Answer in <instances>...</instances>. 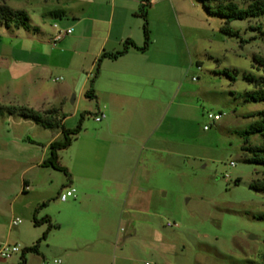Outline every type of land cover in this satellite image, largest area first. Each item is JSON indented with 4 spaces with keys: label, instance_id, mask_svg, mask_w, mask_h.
<instances>
[{
    "label": "rangeland",
    "instance_id": "374dc122",
    "mask_svg": "<svg viewBox=\"0 0 264 264\" xmlns=\"http://www.w3.org/2000/svg\"><path fill=\"white\" fill-rule=\"evenodd\" d=\"M15 1L20 5L22 0H0V4L15 7ZM81 1L77 18L41 16L40 9L32 4L31 10H26L28 28L0 24V106L38 111L46 103L63 116L66 128H74L81 114L82 129L95 124L94 97L81 95L71 103V92L62 104H56L67 85L77 87L82 73L93 72V57L70 50V42L82 32L83 22L77 21L86 7ZM134 1L139 2L136 9L126 10L119 18L121 23L127 21L135 37H140L141 0ZM121 4V0H107L100 14L103 21L96 24L97 31L106 37L114 14L110 39L119 49V38L112 37L121 35L122 28L117 24ZM150 5L146 8L150 30L163 19L185 37L179 38L182 51L178 54L183 67L178 74L182 87L176 101L181 105L172 104L168 118L156 125L155 132L162 133L163 139L157 135L152 139V144L162 141V149H151L154 147L150 145L136 156L134 188L127 200L121 198L111 210L93 197L83 202L84 209L91 213L98 209L100 214L113 215L105 225L88 221L83 240L74 242L64 227L58 228L57 221L71 212V203L78 200L76 188L75 198L60 201L56 190L67 183L66 176L61 171L33 168L43 149L30 145L29 140L45 141L51 133L31 119L0 111V241L16 243L23 249L25 244L39 240L48 227L47 222L33 225L26 216L28 201L20 204L16 197L25 174L46 197L44 206L41 200L34 208L36 218L49 216L56 226L39 242L38 247L47 252L45 264H60L55 263L62 256L54 246L67 238L73 249L86 245L102 248L101 264H264V220L258 217L264 213V194L249 186L251 180L262 176L264 166L243 159L240 135L253 120L249 114L264 106L263 102L244 100V92L252 85L241 74H261L252 68V55L264 53V39L251 28L262 20L232 21L230 26L238 33L227 35L220 31L222 19L207 14L200 0H150ZM39 19L45 24L44 30L36 27ZM56 29L71 31L53 43ZM242 39L247 41L243 45ZM223 69L238 71L234 82L222 73ZM209 113L221 117L212 121ZM259 141L258 135L249 137L251 144ZM72 150H59L61 163L69 160ZM13 217L21 219L18 226L11 227ZM168 222L174 225L167 226Z\"/></svg>",
    "mask_w": 264,
    "mask_h": 264
},
{
    "label": "crops",
    "instance_id": "0c3cea01",
    "mask_svg": "<svg viewBox=\"0 0 264 264\" xmlns=\"http://www.w3.org/2000/svg\"><path fill=\"white\" fill-rule=\"evenodd\" d=\"M68 1L22 0L20 5L15 1L12 2L15 7L10 4L9 7L26 11L30 8L29 6L34 4L38 7L37 9H40L41 16L61 10L64 12L63 16L69 15L72 18H77L80 0L71 3ZM106 1H81L86 7L82 18L77 21L80 24L83 22L81 24L82 32L70 42L72 43L70 49L72 53L81 54L82 57L89 55L94 58L93 71L96 60L103 52L120 50V47L111 44L110 39L114 14H112L110 31L106 37L102 31H97L96 28V24L103 21L100 14L103 15L105 11ZM121 1L122 4L117 14V22L120 21L117 24H120L122 28L121 35L112 38H119L121 48L123 38H133L132 40L137 45H141L143 42L142 33L140 37L137 35L135 37L131 29L127 27V21L121 23L119 18L121 14L125 15L126 10H135L139 2ZM129 3H133V5ZM36 27L44 30L45 24L39 19ZM153 27L154 29L151 27L153 29L151 31L153 32V34L151 33L152 43L146 51L130 48L117 59L104 58L100 61L99 72L92 86L97 113H103L104 118L98 122L94 120L95 124L92 126L83 127L69 146L73 147L69 160L61 163L68 169L70 176L66 177L67 183L60 185L56 191L60 193L63 188L73 186L77 190L78 200L71 203L69 208L72 209L71 212L65 213L63 218L57 221V224L58 228L64 227L66 232L73 236L74 242L83 240L82 235L88 231V221L96 226L99 222L105 225L113 215V212L100 214L98 209L92 210L93 213H91L88 209H84L83 202L93 197L103 208L111 210L121 198L127 200L134 188L136 156H140L147 146L150 149V145L154 147L151 149H162V141L152 144L155 135L161 140L163 139L162 133L156 134V125L158 127L164 119L168 118L172 104L181 105L179 101H176V96L182 87V80L178 78V74L183 67L178 63V54L182 51L179 38L185 37L178 35L175 26L171 25L168 20L159 19ZM189 64H192L191 60H189ZM197 68L200 67L197 66ZM92 73V71L82 73L81 78L77 81V84L79 83L77 87L76 85L75 87L67 85L58 94L56 104H62L71 92H74L71 100L74 99L71 103L77 101L79 96H85ZM169 89L170 92H168ZM49 108H53V106L43 103L38 111L42 112ZM46 130L51 134L45 141H41V139H39L40 141L29 140L30 145L41 146L43 149L40 161L33 164V168H44L47 171L55 172L52 168L42 167L40 163L48 156L49 144L61 140L62 133L59 128ZM37 189L35 181L24 174L20 191L16 197H19L20 204L28 201L26 210L29 212H26V216L29 219H32V212L36 204H39L41 200L43 203L46 198L44 193L37 192ZM26 216L24 215V217ZM68 241L69 238L54 246L55 252L63 257V259L62 257L57 258L60 260V264H101L103 262L102 248L87 245L80 247V241H78L79 247L73 249L72 246H69ZM32 244L33 242L25 244V247ZM38 250V253L30 252L25 255V264H45L47 252L41 248ZM20 255H13L9 260L0 258V261L4 260L1 261L3 264H17L20 262Z\"/></svg>",
    "mask_w": 264,
    "mask_h": 264
},
{
    "label": "trees",
    "instance_id": "16d2710c",
    "mask_svg": "<svg viewBox=\"0 0 264 264\" xmlns=\"http://www.w3.org/2000/svg\"><path fill=\"white\" fill-rule=\"evenodd\" d=\"M203 8L207 14L218 15L222 19L220 31L227 35H236L237 30H233L230 23L235 20L244 19H261L262 21L257 24L256 27L251 28L260 33L264 39V0H200ZM150 6V0H141L139 16L142 18V35L143 42L141 45H137L131 38H126L122 42V48L113 52H103L95 62V68L92 76L89 80V87L85 92L86 97H94L93 82L99 72L100 61L104 58L117 59L124 55L130 48H135L139 51H146L152 43L151 30L147 21V10ZM50 15L55 17H61L64 12L61 10H55L50 12ZM30 18L25 10L13 9L6 4H0V24L7 27H29ZM246 40H240V44L246 43ZM252 68L261 71V74L257 75L251 71H243L242 79L248 84L252 85V89L244 92L243 98L248 102H263L264 103V53L252 55ZM222 73L226 75L230 82H234L236 76L239 74L237 70L223 69ZM0 111H6L9 114L16 113L23 118L33 120L36 124L40 125L44 129L59 128L62 133V139L53 141L49 144L48 156L40 163L42 167H49L56 171H61L66 177L70 176L68 169L60 162L59 150L68 148L71 143L76 139L78 134L82 131V120L84 114H81L79 121L74 128H66L63 123V116H59L56 108H49L42 112L35 111L30 108L15 106H0ZM249 116L253 117V120L249 125L240 131V135L243 137L241 145V151L243 153V159L246 162L254 163L264 166V106L262 109L255 111ZM251 135H258L260 138L259 143H249V137ZM249 186L260 193L264 194V171L262 176L251 180ZM46 203H41L44 206ZM37 209L34 210L32 216L33 225L37 226L42 222H47L48 227L42 234L41 238L33 243L31 246L24 247L21 255L20 262L17 264H25V255L27 253H38L39 242L46 238L48 231L52 227H56L51 223L49 216L43 217L38 220L35 216ZM259 218L264 220V213L258 215Z\"/></svg>",
    "mask_w": 264,
    "mask_h": 264
},
{
    "label": "built area",
    "instance_id": "2783aa9c",
    "mask_svg": "<svg viewBox=\"0 0 264 264\" xmlns=\"http://www.w3.org/2000/svg\"><path fill=\"white\" fill-rule=\"evenodd\" d=\"M70 29H66V30H59L56 29V32L54 33L53 37H52V42L56 43L59 40L62 39V37L65 34L70 33ZM195 79V78H193ZM208 119L212 120V121H217L220 119L221 114H208L207 115ZM102 118H104V114L103 113H97L96 116L94 117L95 121H100ZM207 126H204V129H206ZM234 163L231 162V165H233ZM76 196V190L74 187L72 186H67L65 188H63L59 195H58V199L60 201H66L68 200V198H75ZM21 222V219L19 217H13L10 220V225L11 227H15L18 226ZM174 224L172 223H167V226H173ZM22 248L16 244V243H9L8 241H0V258L1 259H9L11 258L13 255L19 254L22 252ZM55 262L60 263V260H55ZM148 264V263H146Z\"/></svg>",
    "mask_w": 264,
    "mask_h": 264
},
{
    "label": "water",
    "instance_id": "95a60500",
    "mask_svg": "<svg viewBox=\"0 0 264 264\" xmlns=\"http://www.w3.org/2000/svg\"><path fill=\"white\" fill-rule=\"evenodd\" d=\"M73 99H74V98H72V100H71V101H73Z\"/></svg>",
    "mask_w": 264,
    "mask_h": 264
}]
</instances>
